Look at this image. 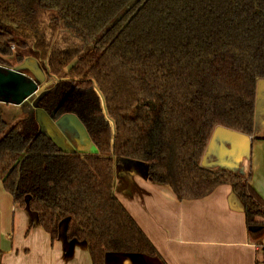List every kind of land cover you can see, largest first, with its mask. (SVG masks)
Instances as JSON below:
<instances>
[{
    "label": "trees",
    "instance_id": "trees-1",
    "mask_svg": "<svg viewBox=\"0 0 264 264\" xmlns=\"http://www.w3.org/2000/svg\"><path fill=\"white\" fill-rule=\"evenodd\" d=\"M25 56L49 82L31 111L74 116L96 148L63 150L30 110L0 140L3 190L52 242L69 219L65 239L85 243L91 264L108 253L160 258L114 196L124 160L144 162L146 178L179 201L229 185L247 228H260L251 236L262 232L264 202L250 174L209 170L201 159L218 127L254 133L264 0H0V66Z\"/></svg>",
    "mask_w": 264,
    "mask_h": 264
},
{
    "label": "crops",
    "instance_id": "crops-1",
    "mask_svg": "<svg viewBox=\"0 0 264 264\" xmlns=\"http://www.w3.org/2000/svg\"><path fill=\"white\" fill-rule=\"evenodd\" d=\"M258 92L253 135L216 128L201 166L250 174V184L264 202V82ZM43 117L46 126L54 128L59 123L57 132L62 140L78 147L84 130L74 117L64 115L54 124L48 116ZM53 136L61 147L56 135ZM113 193L161 259L108 253L104 264H264V229L259 235L251 236L250 233L259 231L251 232L247 228L241 205L229 185H220L199 200L179 201L167 186L146 178L144 162L124 160L115 167ZM0 264L91 262L85 243L67 241L63 226L52 242L36 215L14 205L0 181Z\"/></svg>",
    "mask_w": 264,
    "mask_h": 264
},
{
    "label": "rangeland",
    "instance_id": "rangeland-1",
    "mask_svg": "<svg viewBox=\"0 0 264 264\" xmlns=\"http://www.w3.org/2000/svg\"><path fill=\"white\" fill-rule=\"evenodd\" d=\"M71 35H74V34L71 33ZM75 41L77 43H80V40L78 38H75ZM13 51H15V48L13 49ZM8 62L10 63V68L9 69H17L18 70V69L21 68V69H24V71L27 70L26 74L29 77H31V78H35V80L38 82V90H37V92L34 95H32L33 97L28 98L25 101V104L27 106L26 109H24L22 107V105L16 106V105H13V104L0 103V110H1V113H2V116H3V119H4L5 123H6L5 130L3 131V133L0 134V140L4 137V135L16 123H18L21 119H23L24 116L26 115V113L30 110V114L29 115H32V118L37 121L40 130L44 134L46 133L50 138L54 137L53 135H56L55 136L56 139H57L56 141H58L61 144V147H62L63 150H66V151H75L76 150V152L78 151L77 153H80V152H82V153H95L96 152V148L86 138L87 135H86L85 131H82L84 133V135H83L84 137H82L81 141H79V144L77 145L78 147H75V145H71L70 143L68 144L66 141L64 142L62 140V136L60 135L61 133L58 134V132H57V130L60 131L59 123H55V121L49 119L50 120L49 122H51V124L55 123L56 125H55L54 128H52L50 125L46 126L47 121H44L45 117H43V116H47V115L41 110H39V112H41L39 115L36 114V113H33L31 111V108H33V105H32L33 100L36 98L37 95L41 94L45 90V88H47V86H48L47 84H49V82L45 83V75H44V72H43L42 68L40 67V64L38 63V61H36L31 56H25L24 62L22 64H20V65L17 64L13 59L8 60ZM21 65L23 67H21ZM25 67H26V70H25ZM30 68L32 69V72L34 73L33 75H32V72H31ZM40 74L43 77L42 81H41ZM147 109H148L147 112L149 113V117L152 120L154 118L157 110H158V100L155 97H154V99H152L150 101L149 107ZM57 135H60L61 139H58ZM148 148H149V146H148Z\"/></svg>",
    "mask_w": 264,
    "mask_h": 264
},
{
    "label": "water",
    "instance_id": "water-1",
    "mask_svg": "<svg viewBox=\"0 0 264 264\" xmlns=\"http://www.w3.org/2000/svg\"><path fill=\"white\" fill-rule=\"evenodd\" d=\"M21 67L23 66L21 65ZM26 67H25V70H26ZM30 70L32 72L31 68ZM26 71H24V69H21V68L17 70V69H8V68H4L0 66V103L13 104L16 106H20L28 98H30L32 95H34L37 92L38 82L35 80V78L29 77L26 74ZM33 74L34 73L32 72V75ZM40 77L42 81L43 77L41 76V74H40ZM262 82H264V80H261L258 82L257 92L260 90V85ZM75 120L78 122L76 118ZM78 124L80 123L78 122ZM68 221L69 219H67L65 224L63 225L64 231L66 230ZM259 229L260 228L257 226H252L249 228L251 232H256Z\"/></svg>",
    "mask_w": 264,
    "mask_h": 264
},
{
    "label": "built area",
    "instance_id": "built-area-1",
    "mask_svg": "<svg viewBox=\"0 0 264 264\" xmlns=\"http://www.w3.org/2000/svg\"><path fill=\"white\" fill-rule=\"evenodd\" d=\"M11 49L13 50L14 49V46H12Z\"/></svg>",
    "mask_w": 264,
    "mask_h": 264
}]
</instances>
